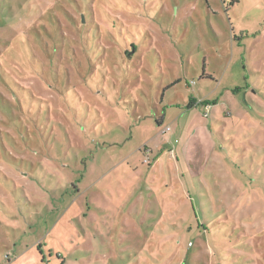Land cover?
<instances>
[{
	"label": "rangeland",
	"instance_id": "rangeland-1",
	"mask_svg": "<svg viewBox=\"0 0 264 264\" xmlns=\"http://www.w3.org/2000/svg\"><path fill=\"white\" fill-rule=\"evenodd\" d=\"M0 264H264V0H0Z\"/></svg>",
	"mask_w": 264,
	"mask_h": 264
},
{
	"label": "trees",
	"instance_id": "trees-1",
	"mask_svg": "<svg viewBox=\"0 0 264 264\" xmlns=\"http://www.w3.org/2000/svg\"><path fill=\"white\" fill-rule=\"evenodd\" d=\"M221 1H222V4L225 5L226 12H229L230 8H233L239 2V0H221Z\"/></svg>",
	"mask_w": 264,
	"mask_h": 264
},
{
	"label": "built area",
	"instance_id": "built-area-1",
	"mask_svg": "<svg viewBox=\"0 0 264 264\" xmlns=\"http://www.w3.org/2000/svg\"><path fill=\"white\" fill-rule=\"evenodd\" d=\"M169 130H170L169 128H166V129H164V130L161 131V134L164 135L167 132H169ZM145 161L148 162V160H145Z\"/></svg>",
	"mask_w": 264,
	"mask_h": 264
}]
</instances>
